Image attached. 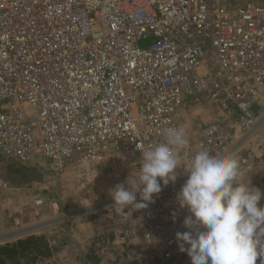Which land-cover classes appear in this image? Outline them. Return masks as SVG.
<instances>
[{
    "label": "built area",
    "instance_id": "2783aa9c",
    "mask_svg": "<svg viewBox=\"0 0 264 264\" xmlns=\"http://www.w3.org/2000/svg\"><path fill=\"white\" fill-rule=\"evenodd\" d=\"M188 98L221 116L186 138L176 181L138 215L143 246L163 263L186 253L175 237L188 212L176 196L191 158L207 150L240 163L264 134V0H0V164L40 157L58 178L75 158L85 169L125 158L141 167L164 130L179 129ZM61 201L35 194L31 221L13 219L0 237L92 212Z\"/></svg>",
    "mask_w": 264,
    "mask_h": 264
},
{
    "label": "clouds",
    "instance_id": "9594fccd",
    "mask_svg": "<svg viewBox=\"0 0 264 264\" xmlns=\"http://www.w3.org/2000/svg\"><path fill=\"white\" fill-rule=\"evenodd\" d=\"M164 136L163 143L143 152L135 190L125 184L111 190V207L117 213L129 206L146 210L162 185L176 181L188 141L183 129L175 127L166 128ZM184 174L188 178L176 202L188 212L183 221L187 231L176 233L179 251L187 253L191 264H258V260L264 264V193L236 183L239 160L202 150L191 158Z\"/></svg>",
    "mask_w": 264,
    "mask_h": 264
},
{
    "label": "rangeland",
    "instance_id": "374dc122",
    "mask_svg": "<svg viewBox=\"0 0 264 264\" xmlns=\"http://www.w3.org/2000/svg\"><path fill=\"white\" fill-rule=\"evenodd\" d=\"M148 43L149 40L141 41L139 43V46L145 47L146 44ZM192 105L195 108H197V111H204L207 109H211L203 103L199 104L195 102ZM214 115L215 118L213 121L218 120L221 116L217 113ZM179 122L181 124L184 133L185 134L189 133L191 125H189L188 119H185L184 121H181L179 119ZM253 148L254 146L252 147V149ZM76 160L77 159L75 158L73 159V161H71L68 164L66 170L59 178L54 177L53 175L50 174L49 175L46 174L47 162L41 159L40 157L36 158L34 166L0 164V179H3L8 184L6 188L4 189L0 188V210L5 209L3 215L6 217V219H8V221L12 219L14 215L13 214L11 215L12 212L10 213L9 210L11 211L13 207H15L16 205L22 206L24 210H26V208L31 209L32 197L35 194H38L41 197L47 199L53 197L57 193L59 194L60 198L63 199L61 201L62 202L61 206L65 210H70L73 213H80L81 210L84 209L86 206H91L92 212L84 216V219H87L89 221L94 218L95 221H97V223L103 222V224H106V221L107 222L111 221L114 215L120 214L117 213L115 209L111 207L114 203L111 197V190H113L118 184H125L126 186L135 190V188L139 184L140 166H138L135 163L138 161L125 158L122 159L119 164H117L118 162L102 163L94 168L85 169V167L80 166ZM247 171L248 172L246 173V175L248 176L251 175V180H249V178L247 177L248 183H250L249 184L250 186L254 187L253 185L254 175H252V173L254 172L251 169ZM241 182H243V180L239 174L236 179V183H241ZM136 195H137V201L139 202L140 200L139 192H137ZM14 200L15 202H13ZM95 209H98L99 211H94ZM127 210H130L133 216H138V214L140 213V211H136L135 209H132L130 206L125 209V211ZM30 211L31 210H29V212ZM63 211L64 210H60V212ZM29 212L27 210L22 215H26L28 218L29 215H31L29 214ZM44 216L51 217L52 214L50 213L49 210L45 209ZM111 216L112 218H108ZM101 217L103 218L100 220ZM27 218L21 220L26 223L28 221ZM6 225L7 227H10L8 226L9 225L8 222ZM66 226L67 224L59 223L49 228V231L59 229L57 230V233H63L62 231L66 230L65 228ZM7 227L5 228V230L8 229ZM1 229L2 228H0V233H1ZM45 233L46 231L39 235H44L47 239L48 236L51 238L52 237L54 238L55 236L54 241L50 240L51 243L55 245V247L58 246L59 242L60 243L63 242V238H59V236L56 235V232L53 235L49 234L48 232L46 234ZM110 233L108 234V237L107 234H105L106 237L103 238L104 246H106L105 247L106 252H104L102 256L103 258H105V260L111 254V251H108L109 248L110 247L112 248V246L114 245L115 246L121 245L122 243L121 241H119L118 244L113 245L114 242L111 241V239L109 238L113 233L112 232ZM95 237L91 236L90 239H93ZM5 238L6 237H0V245L9 243L7 242L8 240ZM110 244L112 245L110 246ZM146 254H147V260L152 264H191L190 257L185 260L183 259L184 261H180V262L176 261V263L175 262L163 263L162 261H160L158 257L154 256L151 253V251L147 250ZM112 259H115V256H112ZM74 263L76 264V262Z\"/></svg>",
    "mask_w": 264,
    "mask_h": 264
},
{
    "label": "crops",
    "instance_id": "0c3cea01",
    "mask_svg": "<svg viewBox=\"0 0 264 264\" xmlns=\"http://www.w3.org/2000/svg\"><path fill=\"white\" fill-rule=\"evenodd\" d=\"M194 103L195 101L192 98L186 99L184 105L178 110L176 114L179 129H182L179 119L181 121L188 119V123L191 125L189 133L185 134V138L187 139H190L192 134L198 131V129L204 124L212 122L215 118L214 114L217 113L221 115L220 112L212 106H208L211 109L197 111V108L192 105ZM120 161L121 160L117 161V164H119ZM249 169L254 172L252 173V175H254V187L260 189L261 192L264 193V134L261 135L258 140H256L254 148L250 152H247L241 159L239 164V173L243 180L241 183L248 185L250 184L248 183V178L251 180V175H246L248 172L247 170ZM46 174L49 175L48 173ZM56 195L59 194L57 193ZM61 200L63 199L61 198ZM13 202H15V200ZM262 204H264V201H262ZM31 209L26 208V210H24L22 206L16 205L11 211L9 210L10 213L12 212L11 215H14L10 221H8V219H6V217L3 215L5 209H1L0 228L2 229L0 235L10 233L13 230V219L18 218L23 220L24 218H27L26 215L22 214H24V212L27 210L29 212ZM29 214H31V211ZM52 217L54 216L44 218L48 220ZM102 218L103 217H101L100 220ZM108 218H112V216ZM138 219V216H133L130 210H127L123 213L114 215L111 221H106V224H103V222L97 223L94 218L89 221L84 219L82 216H78L67 224L65 227L66 230L62 231L63 233H57V230L59 229L53 231H49V229L46 230V233L48 232L49 234L53 235L56 232V235L59 236V238H63V242H59L58 246L55 247V245H53L50 241H54L55 236L54 238L48 236L47 240L50 246L54 249V252L50 257V264H75L74 262H76V264H152L147 260L146 253L148 249L142 244L141 230L139 229L140 227L138 225ZM27 220V222L31 221V215H29ZM7 222L9 224L8 226L10 227H7ZM6 227L8 229L5 230ZM110 232L113 233L111 236L109 235L111 241L114 242H112L113 245L118 244L119 241L122 243L121 245H114L112 248L110 247L108 251H111V254L105 260V258L102 256L104 252H106V246H104L103 238L106 237L105 234H107L108 237ZM91 236L96 237L90 239ZM111 245L112 244H110V246ZM112 256H115V259H112ZM90 257H93L94 261L91 260ZM187 258H189V256L187 253H185L180 261H184ZM258 264H260L259 260Z\"/></svg>",
    "mask_w": 264,
    "mask_h": 264
},
{
    "label": "trees",
    "instance_id": "16d2710c",
    "mask_svg": "<svg viewBox=\"0 0 264 264\" xmlns=\"http://www.w3.org/2000/svg\"><path fill=\"white\" fill-rule=\"evenodd\" d=\"M53 252V247L44 235H31L0 245V264H35L51 257ZM90 259L94 261L93 257Z\"/></svg>",
    "mask_w": 264,
    "mask_h": 264
}]
</instances>
